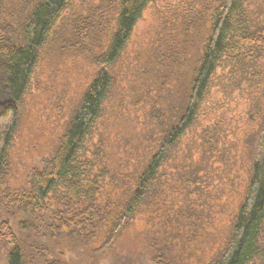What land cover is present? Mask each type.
<instances>
[{
	"label": "trees",
	"instance_id": "trees-1",
	"mask_svg": "<svg viewBox=\"0 0 264 264\" xmlns=\"http://www.w3.org/2000/svg\"><path fill=\"white\" fill-rule=\"evenodd\" d=\"M71 1L0 0L4 264H81L71 261L77 250L89 253V264H101L97 260L113 253L124 232L143 215L158 220L159 229L149 236L145 256L130 264H264V106L246 137V179L239 202L215 248L204 233L203 218L211 215L200 203V185H210L217 152H209L208 138L216 130H203L201 142L187 144L186 151L181 147L216 85L235 90L264 79V0H184L180 11L174 8L177 23L166 32L171 44L162 39L160 68L153 70L160 78L158 94L141 109L151 129L134 138L137 153L131 166L102 159L103 137L91 147L85 144L114 99L120 60L153 0H101V17L91 22L89 13L70 31L71 41L92 42L97 49L89 84L49 155L27 172L24 183L4 186L22 103ZM167 85L161 101L158 95Z\"/></svg>",
	"mask_w": 264,
	"mask_h": 264
},
{
	"label": "rangeland",
	"instance_id": "rangeland-1",
	"mask_svg": "<svg viewBox=\"0 0 264 264\" xmlns=\"http://www.w3.org/2000/svg\"><path fill=\"white\" fill-rule=\"evenodd\" d=\"M183 1L153 0L137 23L118 66L120 76L114 99L109 101L103 119L85 144V147H91L103 137L102 159L116 164L120 161L124 165L132 164L135 159L132 155L137 153L132 149L136 145L134 138L150 132L151 121L147 124L143 120L141 109L149 106L150 96L158 94L155 87L160 78L153 70L160 68L159 56L165 49L162 39L167 37L166 45L171 44L166 32H170L176 25L174 23H177V18L171 13L174 14V8L180 11ZM101 12V0H72L58 24L56 39L43 51L22 103L19 131L11 150V163L4 185L7 188L24 183L27 172L49 155L70 113L89 84L95 72L92 56L97 54V49L92 42L74 43L70 31L81 24L82 17L92 13L90 20L93 22L98 20ZM174 68H177L176 65ZM174 68L166 70L167 74H171ZM162 88L158 95L161 101L163 95H167L169 85ZM263 92L262 77L259 80L253 79L251 84L244 83L240 89L235 90L216 85L202 104L195 125L187 132L181 144L186 151L187 144L201 142L203 130H216V134H210L208 138L211 142L209 152H217L213 161L212 179L210 177L208 181L209 187L208 184H199L202 187L200 203L211 215V218H203L206 224L204 233L208 243L215 244L214 248L219 246L225 236L245 184V172L242 170L245 142L247 134L259 122L258 111L264 106ZM196 159L198 154L195 155ZM108 167L111 169L113 166L110 164ZM237 169L240 171L237 172ZM158 223V220L150 221L144 215L137 217L124 232L115 251L97 261L101 264H119L116 262L119 258L120 264H130V261L138 257L143 258L147 252L149 236L159 229ZM209 254H212L210 249ZM70 256L75 263L89 264L93 261L86 250H77ZM4 263L0 253V264Z\"/></svg>",
	"mask_w": 264,
	"mask_h": 264
}]
</instances>
